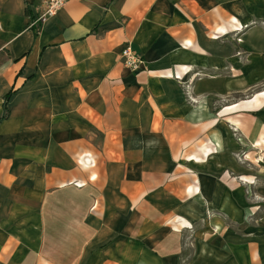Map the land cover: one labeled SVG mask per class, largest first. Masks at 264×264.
<instances>
[{
	"label": "crops",
	"instance_id": "obj_1",
	"mask_svg": "<svg viewBox=\"0 0 264 264\" xmlns=\"http://www.w3.org/2000/svg\"><path fill=\"white\" fill-rule=\"evenodd\" d=\"M46 1L0 0V264H264V0Z\"/></svg>",
	"mask_w": 264,
	"mask_h": 264
},
{
	"label": "built area",
	"instance_id": "obj_2",
	"mask_svg": "<svg viewBox=\"0 0 264 264\" xmlns=\"http://www.w3.org/2000/svg\"><path fill=\"white\" fill-rule=\"evenodd\" d=\"M68 0H47L44 4V11L38 16L36 20L31 24L32 27H37L38 29L41 25L51 18L55 17L59 11H61L67 4ZM123 65L127 69L133 72H138L141 70L142 61L138 54H136L131 48H127L122 55Z\"/></svg>",
	"mask_w": 264,
	"mask_h": 264
},
{
	"label": "rangeland",
	"instance_id": "obj_3",
	"mask_svg": "<svg viewBox=\"0 0 264 264\" xmlns=\"http://www.w3.org/2000/svg\"><path fill=\"white\" fill-rule=\"evenodd\" d=\"M249 27H252V25H245L243 28L240 27L239 30L237 31V35H235V36H238V37H239V36H242L244 30H246V29L249 28ZM235 38H236V37H235ZM236 40H237L236 42H241L242 38L240 37V38H237ZM241 54H242V53H238L239 56H240ZM263 89H264V87H261V88L258 89V91L263 90ZM255 92H257V91H255ZM255 92H254V93H251L249 96L255 94Z\"/></svg>",
	"mask_w": 264,
	"mask_h": 264
},
{
	"label": "trees",
	"instance_id": "obj_4",
	"mask_svg": "<svg viewBox=\"0 0 264 264\" xmlns=\"http://www.w3.org/2000/svg\"><path fill=\"white\" fill-rule=\"evenodd\" d=\"M7 101H8V98H7L6 101H5V111H4V115H3V117H2V120L7 119V117H8Z\"/></svg>",
	"mask_w": 264,
	"mask_h": 264
}]
</instances>
